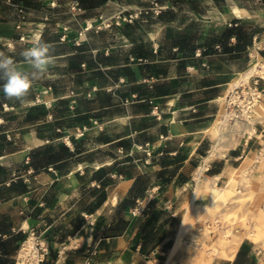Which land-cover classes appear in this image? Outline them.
Wrapping results in <instances>:
<instances>
[{
  "label": "crops",
  "instance_id": "obj_1",
  "mask_svg": "<svg viewBox=\"0 0 264 264\" xmlns=\"http://www.w3.org/2000/svg\"><path fill=\"white\" fill-rule=\"evenodd\" d=\"M72 1L0 0V52L28 70L36 38L54 49L25 102L0 81V264L32 236L39 264H191L197 249L176 245L195 173L222 184L264 151L256 122L206 161L230 84L255 48L264 57V0H159L133 22L116 16L152 0ZM252 84L264 94V78ZM263 259L246 235L212 264Z\"/></svg>",
  "mask_w": 264,
  "mask_h": 264
},
{
  "label": "rangeland",
  "instance_id": "obj_2",
  "mask_svg": "<svg viewBox=\"0 0 264 264\" xmlns=\"http://www.w3.org/2000/svg\"><path fill=\"white\" fill-rule=\"evenodd\" d=\"M255 50L261 56L260 61L264 62V57L260 51L255 48L254 54H256ZM260 78V76H252L248 83L237 87L232 92L229 90L226 97L230 99L234 93L238 96L240 94L239 97L246 99L245 101L251 99L254 96L253 90L255 89L252 80ZM237 90L238 93H236ZM263 97H261L262 100ZM244 102L237 99L228 104V107L232 112L236 113L237 105L235 104L242 106ZM223 105L227 106V101H223L221 110ZM252 108L249 109L250 113H253L251 112ZM219 113L211 128L214 138H216L214 129L218 123ZM238 113L244 118V111H238ZM233 122L232 120L223 130L226 134V139L224 144L220 146L222 151L226 143L231 145L239 141V133L231 125ZM261 148H264V141H262ZM262 153L260 154V156L262 155L261 157H258L259 155L255 153L252 154L253 156L248 161L247 166L240 172L235 173L234 168L225 183L217 184V179H206L203 175V179L196 186L194 201L188 207V213L185 217L187 221L185 223V235L182 237V242L186 240L194 252L198 247L202 246L204 250H208L211 253L213 245L225 233L226 239L233 235L243 237L248 235L260 244L261 249L264 251V151ZM212 183H215V186L220 190L219 192L213 193L211 191L209 186ZM241 231L246 232L242 233ZM30 238L33 239L35 249L38 252L35 237L32 236ZM193 256L190 262H192ZM262 264H264V259Z\"/></svg>",
  "mask_w": 264,
  "mask_h": 264
},
{
  "label": "bare ground",
  "instance_id": "obj_3",
  "mask_svg": "<svg viewBox=\"0 0 264 264\" xmlns=\"http://www.w3.org/2000/svg\"><path fill=\"white\" fill-rule=\"evenodd\" d=\"M235 11L238 14H242L238 7L235 9ZM246 11V10H244ZM247 14V13H246ZM254 54V60L252 64L242 73L239 74V76L230 84V92L234 91L237 87L244 85L249 82L250 78L252 76H260L264 78V62L260 61V54L257 50H255ZM253 97H254V103L250 107L252 108L250 113L249 110L244 108V118L241 117V115L236 111V113L232 112L228 104H230L234 100H243V102L246 99H241L238 95L232 94V97L228 99V97H224L223 101H227V106L223 105V109L220 111L218 115V123L215 126L214 133L216 135V145L214 146L213 151L207 156L206 161L212 159L213 157L217 155H222L224 151L220 150V146L224 144L226 134L224 133V129L227 127L228 124L231 123L233 120L234 122L231 124L236 130L237 133L241 134L244 131H251L253 132L255 130V123L256 122H264V101L261 99L264 94L257 90H253ZM237 140V139H236ZM224 155V154H223ZM262 156V155H261ZM260 155L258 157H261ZM206 157V156H205ZM216 158V157H215ZM250 157H246L242 159L241 164L235 168V173L240 172L242 169H244L248 161L250 160ZM205 162V161H204ZM207 164V163H206ZM205 165V164H204ZM208 167V166H207ZM204 166H201L197 172L195 173V179L199 182L203 179V171ZM210 189L213 193L219 192L220 190L215 186V183L210 184ZM194 201V195L191 199V201L188 204V207L193 203ZM185 220L182 224L180 235L178 237V243L176 246H178L182 241V236L184 235L185 229H186V223ZM243 236L233 235L229 239H226V233L223 235V237L219 238L217 240V243H215L212 247L211 253L208 250H204L202 246L198 247L194 258L191 262V264H212L213 259L215 257H228L231 258L234 256V254L237 252V249L242 241ZM41 255L39 254V251L35 249L34 241L32 238L27 239L25 243L22 245V248L19 253V260L16 264H39Z\"/></svg>",
  "mask_w": 264,
  "mask_h": 264
},
{
  "label": "clouds",
  "instance_id": "obj_4",
  "mask_svg": "<svg viewBox=\"0 0 264 264\" xmlns=\"http://www.w3.org/2000/svg\"><path fill=\"white\" fill-rule=\"evenodd\" d=\"M53 45L36 38L31 47L20 52L28 70L17 66L14 59L0 52V81L5 98L25 102L36 80L41 79L54 64Z\"/></svg>",
  "mask_w": 264,
  "mask_h": 264
},
{
  "label": "built area",
  "instance_id": "obj_5",
  "mask_svg": "<svg viewBox=\"0 0 264 264\" xmlns=\"http://www.w3.org/2000/svg\"><path fill=\"white\" fill-rule=\"evenodd\" d=\"M10 3H13L14 0H7ZM52 4H54V2H52ZM72 10H79L80 9V1L79 0H73L72 1V5L70 7ZM164 9V6L160 4L159 0H152L151 1V6L146 7V8H140L135 10L133 13H130L128 15H118L116 16V19L119 20H123V21H128V22H133L134 20H136L138 17H140L142 14H148V13H154L156 15H159L162 13ZM19 11L20 12H24V8L23 7H19ZM106 25H110V23L106 24ZM21 40H24L25 37L22 36L20 37ZM0 41H4V37L0 36ZM11 44V43H10ZM255 84H257L255 82ZM255 89H257V87H255ZM258 90V89H257ZM236 93H238V90L236 91ZM240 96V94H239ZM254 103V97H252L251 99L247 100L244 102V104L237 105V109H235V111H244V108L246 107L247 110L250 109V107L253 105Z\"/></svg>",
  "mask_w": 264,
  "mask_h": 264
}]
</instances>
